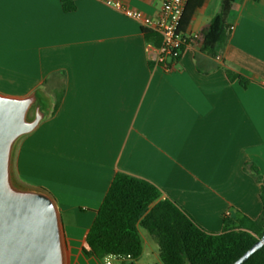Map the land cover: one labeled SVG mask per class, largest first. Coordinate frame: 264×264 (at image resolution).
<instances>
[{"label": "crops", "instance_id": "obj_1", "mask_svg": "<svg viewBox=\"0 0 264 264\" xmlns=\"http://www.w3.org/2000/svg\"><path fill=\"white\" fill-rule=\"evenodd\" d=\"M120 1L155 17L165 0ZM74 3L67 13L61 0H0V94L39 90L49 104L46 121L16 148L15 176L55 200L68 264L101 263L83 249L117 173L153 184L211 234L227 216L258 219L264 0H234L228 39L213 52L197 38L222 0H203L171 71L156 64L140 23L99 0Z\"/></svg>", "mask_w": 264, "mask_h": 264}, {"label": "trees", "instance_id": "obj_2", "mask_svg": "<svg viewBox=\"0 0 264 264\" xmlns=\"http://www.w3.org/2000/svg\"><path fill=\"white\" fill-rule=\"evenodd\" d=\"M74 1L61 0L63 10L67 13L75 11ZM202 1H187L180 23L183 33L191 20L193 8ZM233 2L222 0L220 12L197 38L205 50L213 52L217 44L227 41L231 31L227 19ZM143 32L147 43L160 46L158 34L150 30ZM227 75L231 80H239L243 87L248 84L244 77L231 71ZM262 202L258 219L227 216L223 232L211 234L175 202L161 199L160 190L153 184L117 173L87 234L83 252L100 262L109 256H120L129 258V264H136L143 255L139 231L142 228L157 244L161 264H235L264 236V195ZM244 264H264V247Z\"/></svg>", "mask_w": 264, "mask_h": 264}, {"label": "water", "instance_id": "obj_3", "mask_svg": "<svg viewBox=\"0 0 264 264\" xmlns=\"http://www.w3.org/2000/svg\"><path fill=\"white\" fill-rule=\"evenodd\" d=\"M49 116L39 90L24 98L0 94V264H67L63 225L47 192L21 184L14 172L19 142ZM264 247V236L235 264Z\"/></svg>", "mask_w": 264, "mask_h": 264}, {"label": "built area", "instance_id": "obj_4", "mask_svg": "<svg viewBox=\"0 0 264 264\" xmlns=\"http://www.w3.org/2000/svg\"><path fill=\"white\" fill-rule=\"evenodd\" d=\"M108 7L121 12L126 18L140 23L144 30H150L161 38L156 50L155 62L166 71H171L182 55L183 49L189 44L190 38L180 30L181 19L188 0H165L155 17L145 16L142 12L125 6L120 0H99ZM116 261L129 262V258L109 256ZM105 264H112L106 259Z\"/></svg>", "mask_w": 264, "mask_h": 264}, {"label": "rangeland", "instance_id": "obj_5", "mask_svg": "<svg viewBox=\"0 0 264 264\" xmlns=\"http://www.w3.org/2000/svg\"><path fill=\"white\" fill-rule=\"evenodd\" d=\"M140 236L143 242L144 252L143 255L138 260L137 264H161L159 258V248L157 244L152 240L151 236L148 232L142 228H140ZM108 260L112 264H129L127 261L119 262L112 258H108ZM106 260L102 261L100 264H105ZM68 264V259H67ZM91 264H97L96 262H92Z\"/></svg>", "mask_w": 264, "mask_h": 264}]
</instances>
